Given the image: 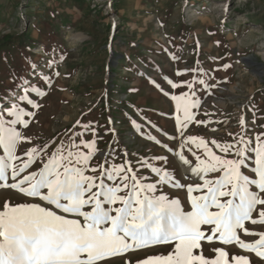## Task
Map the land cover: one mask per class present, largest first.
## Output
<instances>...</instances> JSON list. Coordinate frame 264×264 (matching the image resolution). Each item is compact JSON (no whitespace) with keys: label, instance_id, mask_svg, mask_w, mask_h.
Wrapping results in <instances>:
<instances>
[{"label":"rangeland","instance_id":"rangeland-1","mask_svg":"<svg viewBox=\"0 0 264 264\" xmlns=\"http://www.w3.org/2000/svg\"><path fill=\"white\" fill-rule=\"evenodd\" d=\"M253 35L258 41H253ZM263 40L264 0H0V102L22 94L24 80L47 92L43 97L30 94L41 107L26 106L36 115L26 117L30 126L20 130L31 142L19 145L17 154L45 145L51 154L61 141L67 142L74 132L81 131L77 121L93 122L102 137L98 149L111 157L110 163L131 161L138 175L154 181L155 174L138 165L147 159L172 171L185 185L201 182L184 172L175 155L181 151L183 139L175 121L181 113L170 96L187 89H172L163 77L181 81L198 76L215 85L209 89L196 86L201 99V107L194 110L196 120L210 123L189 124L184 137H202L213 151L224 155L211 144L213 139L234 143L237 134L254 140L256 134L264 133ZM183 69L201 71L177 77L176 71ZM39 74L48 75L51 85ZM133 120L141 124L140 131ZM147 135H155L162 144L150 141ZM84 139L93 136L89 133ZM183 151L196 163L186 149ZM158 156H166L167 162L155 160ZM102 163L99 155L91 162L92 166ZM40 167L38 162L29 171ZM244 171L254 178V173ZM89 174L98 176L99 172ZM160 188L190 210L186 189ZM6 201L13 205L40 203L16 190L0 188V209ZM245 226L264 232L261 224L246 222ZM240 235L245 242L259 238ZM173 246L130 250L99 264H137L150 256L167 255ZM219 247L229 252L230 264L233 254L248 256L251 264H264V258L236 245H223L215 238L211 243L202 242L203 254L209 258L216 255L212 249Z\"/></svg>","mask_w":264,"mask_h":264},{"label":"snow or ice","instance_id":"snow-or-ice-1","mask_svg":"<svg viewBox=\"0 0 264 264\" xmlns=\"http://www.w3.org/2000/svg\"><path fill=\"white\" fill-rule=\"evenodd\" d=\"M199 71L183 69L175 74L179 77ZM39 75L51 85L48 75ZM163 79L172 89H187L170 96L176 111L181 113L175 116V121L178 136L183 139L179 145L181 151L175 155L188 167L191 176L201 182L185 185L172 171L147 159L138 165L155 174L154 181L138 175L131 161L110 163L111 157L98 149L102 137L98 136L93 122L77 121L81 131L74 132L67 142L61 141L51 154L45 145L33 146L18 155V146L31 142L20 129L30 126L31 121L26 117L36 115L26 106L41 107L30 94L43 97L47 92L24 80L22 94H13L6 102H0V188H10L40 201L14 205L6 201L0 209V264H99L130 250L155 245L174 246L167 255L150 256L137 264H230L229 252L223 247L212 249L216 253L214 258L203 254L202 242L211 243L214 238L223 245H236L264 258V232L250 231L245 226L246 222L264 225V139L261 138L264 133L256 134L254 140L237 134L234 143L222 144L213 139L211 144L224 155L213 151L202 137H184L189 124L210 123L196 120L194 110L201 107L196 86L209 89L215 85L198 76L181 81ZM152 83L169 95L155 80ZM132 124L137 131L141 130V124L135 120ZM241 126L246 132L243 119ZM89 133L93 139H84ZM147 138L162 144L155 135ZM162 147L173 152L167 144ZM184 149L196 163L184 154ZM97 155L104 163L92 166ZM230 155L233 158H228ZM167 159L155 157L157 161L167 162ZM38 162L41 167L29 171ZM245 169L254 173V178ZM97 172L98 176L89 174ZM168 185L186 189L190 210H185L179 198H170L161 191L160 186ZM254 214L258 218H253ZM240 232L259 238L245 242ZM231 261L251 264L245 255L233 254Z\"/></svg>","mask_w":264,"mask_h":264},{"label":"bare ground","instance_id":"bare-ground-1","mask_svg":"<svg viewBox=\"0 0 264 264\" xmlns=\"http://www.w3.org/2000/svg\"><path fill=\"white\" fill-rule=\"evenodd\" d=\"M242 2L244 1V2H246L247 0H241ZM256 36L257 35H253V41L255 42V41H258V40H256ZM80 40L81 39H83L84 37L83 36H79L78 37ZM262 46H264V40L262 41ZM231 89H233V86L231 87ZM237 90V89H236ZM235 94V93H234ZM181 164V167H182V169L184 170V172L188 175V176H190L191 178H193V179H196V178H194V177H192L191 176V173H190V171L188 170V167L187 166H185L182 162L180 163Z\"/></svg>","mask_w":264,"mask_h":264}]
</instances>
